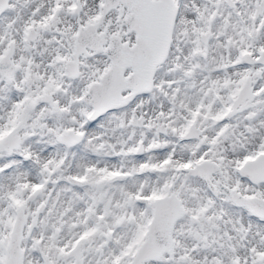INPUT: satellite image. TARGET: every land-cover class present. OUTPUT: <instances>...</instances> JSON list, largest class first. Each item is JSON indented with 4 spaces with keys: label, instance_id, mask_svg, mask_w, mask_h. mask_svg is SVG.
I'll return each mask as SVG.
<instances>
[{
    "label": "snow or ice",
    "instance_id": "snow-or-ice-1",
    "mask_svg": "<svg viewBox=\"0 0 264 264\" xmlns=\"http://www.w3.org/2000/svg\"><path fill=\"white\" fill-rule=\"evenodd\" d=\"M0 264H264V0H0Z\"/></svg>",
    "mask_w": 264,
    "mask_h": 264
}]
</instances>
